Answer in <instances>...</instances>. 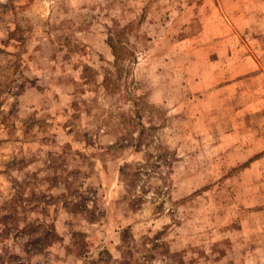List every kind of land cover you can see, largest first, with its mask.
I'll return each instance as SVG.
<instances>
[{
	"label": "rangeland",
	"instance_id": "obj_1",
	"mask_svg": "<svg viewBox=\"0 0 264 264\" xmlns=\"http://www.w3.org/2000/svg\"><path fill=\"white\" fill-rule=\"evenodd\" d=\"M0 264H264V0H0Z\"/></svg>",
	"mask_w": 264,
	"mask_h": 264
},
{
	"label": "trees",
	"instance_id": "obj_2",
	"mask_svg": "<svg viewBox=\"0 0 264 264\" xmlns=\"http://www.w3.org/2000/svg\"><path fill=\"white\" fill-rule=\"evenodd\" d=\"M109 44L113 49V53L115 55L114 64L117 67V71L119 72L124 68V61H125V60H122V58H123L122 54L119 53L121 46L116 44V42L114 41V36H112V35L109 38ZM125 50H126V48H125Z\"/></svg>",
	"mask_w": 264,
	"mask_h": 264
}]
</instances>
